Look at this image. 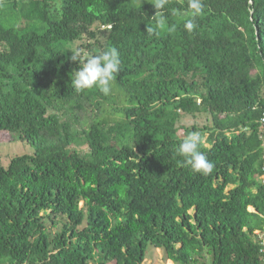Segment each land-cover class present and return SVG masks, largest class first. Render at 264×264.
I'll use <instances>...</instances> for the list:
<instances>
[{
	"label": "trees",
	"instance_id": "trees-1",
	"mask_svg": "<svg viewBox=\"0 0 264 264\" xmlns=\"http://www.w3.org/2000/svg\"><path fill=\"white\" fill-rule=\"evenodd\" d=\"M152 2L0 0V133L32 149L0 166V264H263L264 0H202L192 32ZM110 48L112 92H75L72 53ZM192 131L208 174L175 155Z\"/></svg>",
	"mask_w": 264,
	"mask_h": 264
},
{
	"label": "clouds",
	"instance_id": "clouds-1",
	"mask_svg": "<svg viewBox=\"0 0 264 264\" xmlns=\"http://www.w3.org/2000/svg\"><path fill=\"white\" fill-rule=\"evenodd\" d=\"M167 4L168 0H153L152 2L156 10L154 17H158L156 20L158 28H162L166 23L164 10ZM187 7L190 18L184 22V28L186 31L192 32L197 27L195 18L203 14L204 5L202 0H187ZM146 30L147 33L158 35L157 30L152 27L147 26ZM79 55L78 51L71 55L72 61L78 62V68L71 74L73 90L80 93L96 88L103 95H109L121 65L117 49L110 48L100 54L87 56L83 61L78 59ZM202 143L200 132H189L176 147L175 155L182 158L179 163L190 167L194 173L208 174L212 172L214 164L200 150Z\"/></svg>",
	"mask_w": 264,
	"mask_h": 264
},
{
	"label": "rangeland",
	"instance_id": "rangeland-1",
	"mask_svg": "<svg viewBox=\"0 0 264 264\" xmlns=\"http://www.w3.org/2000/svg\"><path fill=\"white\" fill-rule=\"evenodd\" d=\"M138 3L145 2L147 0H135ZM86 41V39H85ZM80 44V43H79ZM78 45V44H77ZM85 50V49H83ZM86 50L83 54H86ZM193 125L202 128L209 127L211 125L210 117L206 114L197 115L195 117H183L178 126L183 128H189ZM179 135H182V130H179ZM32 153V149L25 145L17 138H12L7 133H0V166L7 168L10 159L14 156L28 155ZM142 264H172L169 261L162 259V252L154 249L151 246H147L144 255V261Z\"/></svg>",
	"mask_w": 264,
	"mask_h": 264
},
{
	"label": "built area",
	"instance_id": "built-area-1",
	"mask_svg": "<svg viewBox=\"0 0 264 264\" xmlns=\"http://www.w3.org/2000/svg\"><path fill=\"white\" fill-rule=\"evenodd\" d=\"M259 137L261 140V149H262V169H261V176H260V183L264 185V114L259 120ZM259 238V245H260V254L263 257V264H264V232L258 235Z\"/></svg>",
	"mask_w": 264,
	"mask_h": 264
},
{
	"label": "crops",
	"instance_id": "crops-1",
	"mask_svg": "<svg viewBox=\"0 0 264 264\" xmlns=\"http://www.w3.org/2000/svg\"><path fill=\"white\" fill-rule=\"evenodd\" d=\"M169 263H171V262H169Z\"/></svg>",
	"mask_w": 264,
	"mask_h": 264
}]
</instances>
